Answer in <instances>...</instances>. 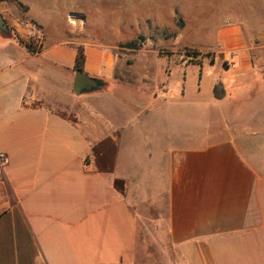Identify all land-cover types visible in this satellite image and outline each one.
Returning a JSON list of instances; mask_svg holds the SVG:
<instances>
[{"label":"crops","instance_id":"0c3cea01","mask_svg":"<svg viewBox=\"0 0 264 264\" xmlns=\"http://www.w3.org/2000/svg\"><path fill=\"white\" fill-rule=\"evenodd\" d=\"M115 1L0 0V264H264V6L230 0L216 70L156 113L120 95ZM78 48L103 86L75 96Z\"/></svg>","mask_w":264,"mask_h":264},{"label":"rangeland","instance_id":"374dc122","mask_svg":"<svg viewBox=\"0 0 264 264\" xmlns=\"http://www.w3.org/2000/svg\"><path fill=\"white\" fill-rule=\"evenodd\" d=\"M104 3L106 6H102ZM98 4L96 14L101 17L122 12L108 7L107 1ZM263 6L264 0L256 1V10L261 11ZM124 9L120 22L126 26L127 41L116 44V69L127 70V75L116 84L127 90L120 93L127 104L151 102L156 113L168 106L178 111L182 105L181 87L196 83L208 70H216L211 64L220 57L217 30L224 23L240 19L236 4H230V0H125ZM245 11L252 16L253 9ZM135 88L144 90V98ZM207 89L202 88L199 100L206 104L208 119L214 107ZM206 122L208 133L213 124ZM144 230L139 229V237L144 242L154 241L155 235H145Z\"/></svg>","mask_w":264,"mask_h":264},{"label":"water","instance_id":"95a60500","mask_svg":"<svg viewBox=\"0 0 264 264\" xmlns=\"http://www.w3.org/2000/svg\"><path fill=\"white\" fill-rule=\"evenodd\" d=\"M0 31L3 33L8 32L7 25L0 15ZM102 83L93 77L81 71H74V76L72 80V92L75 96L86 94L89 92L97 91L102 89Z\"/></svg>","mask_w":264,"mask_h":264},{"label":"trees","instance_id":"16d2710c","mask_svg":"<svg viewBox=\"0 0 264 264\" xmlns=\"http://www.w3.org/2000/svg\"><path fill=\"white\" fill-rule=\"evenodd\" d=\"M15 39L29 53H34V48H33L31 42H24L19 37H17L16 35H15ZM84 64H85V55H84L83 49L82 48H78L77 55H76V58H75V63H74V71H78L79 70V71L84 73ZM263 75H264V72H263ZM214 91H215V96L219 97L220 94L218 93V89L216 87L214 88Z\"/></svg>","mask_w":264,"mask_h":264},{"label":"built area","instance_id":"2783aa9c","mask_svg":"<svg viewBox=\"0 0 264 264\" xmlns=\"http://www.w3.org/2000/svg\"><path fill=\"white\" fill-rule=\"evenodd\" d=\"M4 159V154H0V160Z\"/></svg>","mask_w":264,"mask_h":264}]
</instances>
